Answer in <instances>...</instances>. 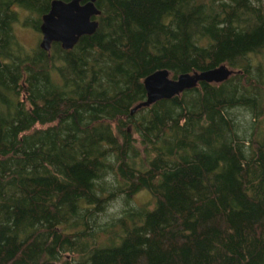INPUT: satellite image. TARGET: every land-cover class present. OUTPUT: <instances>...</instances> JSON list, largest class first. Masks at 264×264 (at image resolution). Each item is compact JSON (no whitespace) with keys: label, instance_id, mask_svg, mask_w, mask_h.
<instances>
[{"label":"trees","instance_id":"trees-1","mask_svg":"<svg viewBox=\"0 0 264 264\" xmlns=\"http://www.w3.org/2000/svg\"><path fill=\"white\" fill-rule=\"evenodd\" d=\"M51 1L0 0V264H264V1L96 0L72 48L25 46Z\"/></svg>","mask_w":264,"mask_h":264},{"label":"water","instance_id":"water-1","mask_svg":"<svg viewBox=\"0 0 264 264\" xmlns=\"http://www.w3.org/2000/svg\"><path fill=\"white\" fill-rule=\"evenodd\" d=\"M95 3L96 0H52L49 11L42 16L39 25V46L48 51L53 42H58L62 48L70 49L81 36L94 33L98 27L94 16L100 14ZM232 72L225 64L207 70L181 73L176 78L170 77L167 69L156 70L144 78L146 98L137 103L130 113L155 101L178 95L199 82H222Z\"/></svg>","mask_w":264,"mask_h":264},{"label":"rangeland","instance_id":"rangeland-1","mask_svg":"<svg viewBox=\"0 0 264 264\" xmlns=\"http://www.w3.org/2000/svg\"><path fill=\"white\" fill-rule=\"evenodd\" d=\"M15 32L18 38L20 39V41L27 47L35 44L38 40L40 41L41 39V35L39 36V34H37L34 30L30 28H25L21 26V24L16 25ZM246 117L248 118L249 116L246 115ZM145 202H151L149 194L145 191H141L135 194L131 200V203L134 206L141 205L142 203ZM120 206H121V202L117 201L113 203L112 207L108 209V212L111 213L113 211H117L118 208H120Z\"/></svg>","mask_w":264,"mask_h":264}]
</instances>
